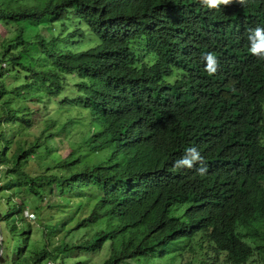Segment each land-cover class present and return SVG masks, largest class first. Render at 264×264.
<instances>
[{
    "label": "trees",
    "instance_id": "1",
    "mask_svg": "<svg viewBox=\"0 0 264 264\" xmlns=\"http://www.w3.org/2000/svg\"><path fill=\"white\" fill-rule=\"evenodd\" d=\"M228 8L0 0L1 264H264V67ZM189 147L205 175L172 171Z\"/></svg>",
    "mask_w": 264,
    "mask_h": 264
},
{
    "label": "clouds",
    "instance_id": "2",
    "mask_svg": "<svg viewBox=\"0 0 264 264\" xmlns=\"http://www.w3.org/2000/svg\"><path fill=\"white\" fill-rule=\"evenodd\" d=\"M199 3L203 7L214 10H220L221 6H229L227 21L230 33L238 39L248 41L250 55L258 59L264 67V27L257 24L246 26L250 8V6L247 7L249 0H199ZM241 12H244L243 18L239 16ZM202 59L205 61V71L210 76L215 75L219 71L220 61L213 53L203 54ZM180 169H195L196 173L201 176L208 172L205 158L195 147L187 148L184 155L173 163L172 171Z\"/></svg>",
    "mask_w": 264,
    "mask_h": 264
},
{
    "label": "rangeland",
    "instance_id": "3",
    "mask_svg": "<svg viewBox=\"0 0 264 264\" xmlns=\"http://www.w3.org/2000/svg\"><path fill=\"white\" fill-rule=\"evenodd\" d=\"M32 107H34L36 109L38 106L35 104H32ZM55 107H56V105L51 107V109H53L51 115L54 118H59L62 121H66L67 120L66 118H62V117L58 116V115H60V112H56L54 110ZM41 130H42V124L41 123H39L34 129H32V131H33V133H35V135H39ZM81 130H82V128L79 126H75L74 128L72 126H70V130L68 133H66L65 135L63 134L62 136H58L57 138L54 139L53 144L62 149L63 156H66L69 153L70 149L72 148L70 146L72 143L81 139L80 134H76L77 132H80ZM44 166H46V165H44ZM28 168L30 171L35 172V173L42 171V168L38 164V160L36 161L34 159L31 160V162L29 163ZM36 171H38V172H36ZM5 181H6L5 177L2 176V184ZM11 193H13V192L8 191V190H3L2 192H0V211L5 212L6 205H7L6 199H7V197H9L11 195ZM49 199L54 200V198L52 196H49L48 200ZM32 212H34V211H32V209H30L29 213L31 214ZM26 215H28V214H26ZM32 217H34V219H32V221H36V219H35L36 216L32 215ZM103 257L104 256H102V255H99V256L97 255V257H95L92 260L93 264H101Z\"/></svg>",
    "mask_w": 264,
    "mask_h": 264
},
{
    "label": "water",
    "instance_id": "4",
    "mask_svg": "<svg viewBox=\"0 0 264 264\" xmlns=\"http://www.w3.org/2000/svg\"><path fill=\"white\" fill-rule=\"evenodd\" d=\"M3 234H0V239H1V249H0V264H1V256L3 254V242H2Z\"/></svg>",
    "mask_w": 264,
    "mask_h": 264
},
{
    "label": "built area",
    "instance_id": "5",
    "mask_svg": "<svg viewBox=\"0 0 264 264\" xmlns=\"http://www.w3.org/2000/svg\"><path fill=\"white\" fill-rule=\"evenodd\" d=\"M0 185H1V175H0Z\"/></svg>",
    "mask_w": 264,
    "mask_h": 264
}]
</instances>
